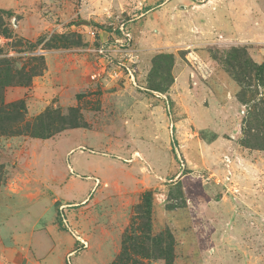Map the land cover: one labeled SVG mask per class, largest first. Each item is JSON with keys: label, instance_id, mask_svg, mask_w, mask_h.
I'll list each match as a JSON object with an SVG mask.
<instances>
[{"label": "rangeland", "instance_id": "obj_1", "mask_svg": "<svg viewBox=\"0 0 264 264\" xmlns=\"http://www.w3.org/2000/svg\"><path fill=\"white\" fill-rule=\"evenodd\" d=\"M0 39V264H264V0H0Z\"/></svg>", "mask_w": 264, "mask_h": 264}, {"label": "trees", "instance_id": "obj_2", "mask_svg": "<svg viewBox=\"0 0 264 264\" xmlns=\"http://www.w3.org/2000/svg\"><path fill=\"white\" fill-rule=\"evenodd\" d=\"M152 9V8H151ZM151 9H148L146 12L150 11ZM11 67H9L8 69H6V66L3 65L2 66V69L0 71V74L3 76V79L9 83L8 81V78L13 76L15 79L19 78V83L20 85H25V86H30V85H26L28 84L29 82L31 83V81L29 80V75L26 73V70H24L22 73L19 72V74L13 72L10 70ZM17 74V75H16ZM14 79V80H15ZM15 111L17 114L19 115H22V111L25 110V106H23V103H20L18 105H16L14 107ZM12 110H13V107H12ZM6 111V110H5ZM8 111V115H9V111L10 110H7ZM14 111V110H13ZM205 138V137H204Z\"/></svg>", "mask_w": 264, "mask_h": 264}, {"label": "built area", "instance_id": "obj_3", "mask_svg": "<svg viewBox=\"0 0 264 264\" xmlns=\"http://www.w3.org/2000/svg\"><path fill=\"white\" fill-rule=\"evenodd\" d=\"M0 42H1V39H0ZM85 247H86V243H85Z\"/></svg>", "mask_w": 264, "mask_h": 264}]
</instances>
